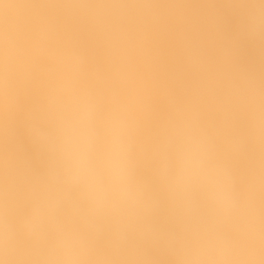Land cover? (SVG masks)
<instances>
[{
    "label": "bare ground",
    "instance_id": "obj_1",
    "mask_svg": "<svg viewBox=\"0 0 264 264\" xmlns=\"http://www.w3.org/2000/svg\"><path fill=\"white\" fill-rule=\"evenodd\" d=\"M197 149L219 184L178 183ZM0 231L5 264H264V0H0Z\"/></svg>",
    "mask_w": 264,
    "mask_h": 264
},
{
    "label": "clouds",
    "instance_id": "obj_2",
    "mask_svg": "<svg viewBox=\"0 0 264 264\" xmlns=\"http://www.w3.org/2000/svg\"><path fill=\"white\" fill-rule=\"evenodd\" d=\"M249 13L254 27L258 30L260 23L258 10H250ZM63 138L69 155L79 157L89 143L83 120H69L63 130ZM204 160L205 154L198 149L184 153L181 158L182 171L178 183L186 184L194 180H203L209 184H219L221 178L219 169L204 168ZM107 164L115 177L119 178L122 175L126 161L121 157V149L118 144L114 145L108 154ZM12 255L13 250L9 244L7 234L4 231H0V264H5L3 257H11ZM78 255L79 253L71 245H64L60 251L64 264H73Z\"/></svg>",
    "mask_w": 264,
    "mask_h": 264
}]
</instances>
